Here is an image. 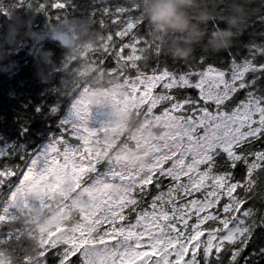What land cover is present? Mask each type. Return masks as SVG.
<instances>
[{"label": "snow or ice", "instance_id": "snow-or-ice-1", "mask_svg": "<svg viewBox=\"0 0 264 264\" xmlns=\"http://www.w3.org/2000/svg\"><path fill=\"white\" fill-rule=\"evenodd\" d=\"M78 7L66 0L39 5L48 19L59 18L61 11L52 9L74 13ZM86 12L99 16L101 24L108 18L110 43L94 59L123 76L133 90L124 107L171 116L183 133L146 174L117 177L88 147L82 121L91 112L82 101L66 104V117L57 98L37 104L21 117L18 134L0 129V220L23 202L33 173L57 157L55 163L78 187L108 179L121 190L85 212L63 246L56 239L46 241L41 253L46 264H261L264 216L254 226L249 216L256 174L264 170V31L248 32L219 66L205 56L184 67L160 59L145 64L140 50L146 38L137 12L100 7L95 0ZM257 19L264 24V16ZM45 91L56 96L52 89ZM33 120L48 125L40 130V147L20 141ZM14 136L16 142L7 147Z\"/></svg>", "mask_w": 264, "mask_h": 264}, {"label": "trees", "instance_id": "trees-1", "mask_svg": "<svg viewBox=\"0 0 264 264\" xmlns=\"http://www.w3.org/2000/svg\"><path fill=\"white\" fill-rule=\"evenodd\" d=\"M42 2L50 4L52 0H0V129L18 134L23 125L21 117L44 101L52 104L57 98L60 114L66 117V104H72L83 90L98 93L111 90L118 100L119 110L108 116V122L103 123L90 143L99 147L98 159L107 169L123 149L135 148L134 138L140 131L150 130L161 135L166 117L126 109L124 104L131 101L133 90L123 76L110 72L105 64L94 59L97 55L102 56L110 43L107 39L110 26L107 17L101 24L99 16L87 14L86 8L93 0H66L79 7L74 13L70 8L68 12L52 9L53 13L61 11L58 19L55 16L46 18L45 10L39 8ZM95 2L100 7L119 5L138 13L142 22L138 28L147 45L140 50L145 64L160 59L170 66L176 63L175 66L184 67V64L205 56L215 58L219 66L226 62L227 52L247 40L248 32L264 31V24L257 19L264 16V0H197L198 7L193 9L191 23L201 31L199 38L155 29L143 7L139 6L140 0ZM200 12L211 18L202 23L198 19ZM234 18L239 19L238 26L231 23ZM224 31H231L232 35L222 37ZM66 35L69 41L64 43ZM220 39L226 41L227 47L217 50L213 41ZM177 48L192 51L187 57H179ZM46 89L54 90L56 96L46 95ZM47 126L40 120H33L29 133L20 138L21 143L37 144L42 140L40 130ZM69 139L74 144L79 143ZM15 142L14 136L6 146L11 147ZM2 143L4 140L0 137ZM39 180L27 186L26 196L13 214L0 220V264H46V258L41 255L48 246L46 241L56 239L58 247L63 246L66 239L76 234L85 212L95 211L105 198L116 197L121 190L120 185L111 180L78 187L72 175L61 171L58 165L53 174L42 175ZM252 191L255 199L249 219L254 226L264 216V199H261L264 196V170L256 174ZM3 199L0 192V210ZM54 216L56 222L48 224V219ZM98 232L97 229L93 234Z\"/></svg>", "mask_w": 264, "mask_h": 264}, {"label": "rangeland", "instance_id": "rangeland-1", "mask_svg": "<svg viewBox=\"0 0 264 264\" xmlns=\"http://www.w3.org/2000/svg\"><path fill=\"white\" fill-rule=\"evenodd\" d=\"M68 41L69 37L66 35L63 42L67 43ZM112 93L114 92L111 90H104L98 93L85 89L73 101V103L82 101L83 105L91 112L90 118L82 121V126L88 129V132L84 133V135L87 137L88 147L96 158L100 156L101 152L97 144L91 146L90 143L93 141L97 131L102 129L103 123L108 122V116L119 110L116 106V101L118 100L112 96ZM164 120L165 130L161 135H156L150 130L140 131L134 138L135 148L123 149L117 160L111 163L107 170L117 177H138L142 173L146 174L152 168L157 156L161 158L168 156L173 150L176 138L183 133V130L171 116H167ZM157 149H159V152H157ZM56 159L57 157H54L52 163L45 164L37 169L28 185L31 186L40 181L39 178L42 175L49 176L53 174L57 168ZM109 181L108 179L104 180V182ZM93 197H91V200ZM55 222L56 216L47 221L50 225Z\"/></svg>", "mask_w": 264, "mask_h": 264}, {"label": "clouds", "instance_id": "clouds-1", "mask_svg": "<svg viewBox=\"0 0 264 264\" xmlns=\"http://www.w3.org/2000/svg\"><path fill=\"white\" fill-rule=\"evenodd\" d=\"M147 16L150 24L161 32L186 33L189 38H199L202 33L192 21L193 9L198 7L197 0H140V5ZM210 15L200 12L198 19L205 23L210 19ZM233 26H238L239 19L234 18L231 22ZM231 31H224L222 37H230ZM59 38V36L57 37ZM217 50L227 47L224 39L213 41ZM192 49H176V55L187 57Z\"/></svg>", "mask_w": 264, "mask_h": 264}]
</instances>
